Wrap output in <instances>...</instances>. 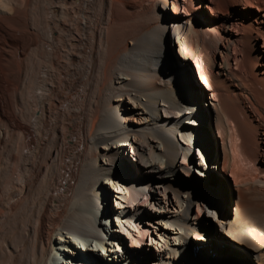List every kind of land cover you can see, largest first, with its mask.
Segmentation results:
<instances>
[{"label":"bare ground","instance_id":"bare-ground-1","mask_svg":"<svg viewBox=\"0 0 264 264\" xmlns=\"http://www.w3.org/2000/svg\"><path fill=\"white\" fill-rule=\"evenodd\" d=\"M177 4L0 0V264H239L195 257L204 236L264 264V181H241L218 216L220 172L264 175V0H187L186 18ZM197 58L207 110L182 68ZM200 117L219 151L208 129L194 141ZM200 144L219 173L181 179ZM202 205L215 233L198 227ZM77 235L104 253L74 249Z\"/></svg>","mask_w":264,"mask_h":264},{"label":"rangeland","instance_id":"rangeland-1","mask_svg":"<svg viewBox=\"0 0 264 264\" xmlns=\"http://www.w3.org/2000/svg\"><path fill=\"white\" fill-rule=\"evenodd\" d=\"M177 6H178V15L181 18H186L189 17L191 15H194V13L187 11V0H177ZM170 9V8H169ZM169 11V10H168ZM170 51V52H169ZM173 46L170 44H168L166 50H165V61H166V65L167 67L172 68L174 71L177 72V69H175L177 67L176 63L181 64V62L183 63V61L181 60V58L178 57V62L176 61V63L174 62H170L172 60V57L170 54H173ZM175 53V52H174ZM178 53V49L176 54ZM175 57V55H174ZM177 59V58H176ZM198 59H196V61L194 59H187L186 62H184V65L182 66V68L188 73V75L190 76V78L193 80V82L200 87V89L203 90V93L205 95L204 99L201 100L202 104L201 107L204 110L208 109V105L210 102H216V98L214 97V93L212 92V89L207 85V83L205 81H203L200 77V75L198 74L200 70H195V67L198 65ZM169 61V62H167ZM195 126V127H194ZM194 130H193V139L194 141L196 140V142L202 143L201 139H200V134L202 133V130H206L207 133L212 137V139L214 140V142L218 145V151H219V145H220V138L218 136L217 130L215 129L213 120L210 119V121H208V124L205 125L203 123V120L201 119V117L199 118V121L197 122V125H194ZM180 143H183L182 141H180ZM184 144V143H183ZM182 159L181 157L178 159L179 163H182ZM188 164V168L189 171L188 173H184L183 172H179L178 175L181 179H189L187 177L186 174L189 175V177H191L190 179H193V177H196L198 179H206L208 180L207 177H202L201 175V171H208V172H213V174H217L219 173L216 169L211 168V166L214 165V161L211 160L210 158V154H209V150L207 147L204 146V144H200L199 146H195V147H191V149L189 150V152H187V157H186V161ZM184 162V163H185ZM242 164V165H241ZM240 165L241 167L243 166V170L245 168V172L249 173L247 174L248 176H243L242 179L244 180H240V179H236V181H234V175L231 171L227 172L226 174H223L222 172H220V174L223 175V178H220L221 184L223 183V185L226 187V190L229 192V198L228 201L226 202H220V198H219V194L218 191L216 190V188L211 187L206 189V191H210L212 193V199L214 200V202L216 204L219 203V208H218V216L222 217V218H231V208L234 209V201H236L237 198V191H236V187L238 185H241V181L242 183L250 181V180H254V179H260L262 181H264V175L262 174H257V177L255 176L256 173L253 172L251 164L250 163H246V162H242ZM246 166H244V165ZM250 167H249V166ZM206 166V167H205ZM205 167V168H204ZM247 167H249V169H247ZM251 172V173H250ZM186 175V176H185ZM247 177V178H246ZM249 178V179H248ZM254 178V179H253ZM214 179V178H213ZM109 195L107 196V200L105 201V204L108 205L109 202L111 203L112 200L109 199ZM211 199V200H212ZM193 212H196L197 217H198V227L199 228H208L210 233H215V229H213V220L215 218V216H212V213H214V211L212 213L209 212H205L203 211V209H201L200 211L195 210V206L192 208ZM211 216V218L213 220H211L209 218V216ZM212 222V223H211ZM203 234V233H201ZM218 234V233H217ZM206 237L204 240L202 239H191L190 240V247H191V251L192 254L196 257L199 253L201 252H205V254H207V257L212 256V257H218L217 255H220L226 259L229 260H233L235 262H238L239 264H253L248 256L246 254H244L242 251H239L237 249H232L231 247H229L227 245L228 240L226 239H219L218 237H215V241L212 240H208V236H204ZM219 247L220 249H216L215 247ZM229 248V249H228ZM228 249V250H227ZM215 250V251H214ZM224 251H228L224 252Z\"/></svg>","mask_w":264,"mask_h":264}]
</instances>
